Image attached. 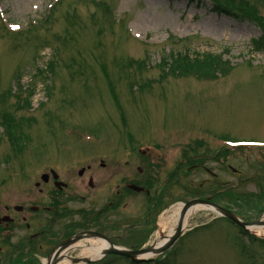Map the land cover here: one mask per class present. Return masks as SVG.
Instances as JSON below:
<instances>
[{
  "label": "rangeland",
  "instance_id": "rangeland-1",
  "mask_svg": "<svg viewBox=\"0 0 264 264\" xmlns=\"http://www.w3.org/2000/svg\"><path fill=\"white\" fill-rule=\"evenodd\" d=\"M260 38L264 45V0H0V118L11 128H0V216L8 203L30 205L33 181L72 166V152L122 156L136 177L153 178L141 148L160 175L146 199L141 181L140 193L125 186L126 210L110 211L132 217L122 247L169 234L178 204L215 191L213 203L253 222L264 211V145L238 143L264 140V49L253 48ZM179 52L209 55L218 73L167 70L164 60ZM67 146L69 156L57 154ZM161 190L174 201L149 196ZM204 210L193 211L198 226L171 249L136 264H264L263 224L249 232L255 238L232 218L207 224ZM29 232L20 222L7 236L0 228V264Z\"/></svg>",
  "mask_w": 264,
  "mask_h": 264
},
{
  "label": "flooded vegetation",
  "instance_id": "flooded-vegetation-1",
  "mask_svg": "<svg viewBox=\"0 0 264 264\" xmlns=\"http://www.w3.org/2000/svg\"><path fill=\"white\" fill-rule=\"evenodd\" d=\"M91 152L94 153L84 157L83 152H73L79 158L69 162L72 166L58 165L55 169L42 172L40 176L45 174L46 177L41 181H33L38 192L31 199L30 205H5L7 212L0 216V228L7 236L6 233L15 222L25 225V229L30 232L23 236L21 258L25 255L30 264H41L42 256L48 257L57 244L74 234L81 237V241L75 245V250H80L74 256L75 259L91 258L95 253L89 247L92 243L98 245L123 240L124 233L121 235L120 232L126 216L110 215V211L120 214L126 210L125 186L127 177L133 175L134 168L131 164L127 166L129 161L122 156L116 157L104 151ZM143 155L147 159L146 164L152 166L150 174L154 175L153 178L148 175L137 181L139 186L140 181L142 182L147 197L148 189H154L156 184L153 182L157 181L160 173L150 163L153 162L152 157L148 153ZM139 159L138 163L142 158ZM136 170L140 175L146 176L149 173H144L140 167ZM146 181L150 182L151 188ZM171 195L167 190H161L149 196L154 200L159 197L162 205ZM143 221L146 223L148 219L144 218ZM33 240L37 242L32 244ZM14 250L19 251L18 248Z\"/></svg>",
  "mask_w": 264,
  "mask_h": 264
},
{
  "label": "trees",
  "instance_id": "trees-1",
  "mask_svg": "<svg viewBox=\"0 0 264 264\" xmlns=\"http://www.w3.org/2000/svg\"><path fill=\"white\" fill-rule=\"evenodd\" d=\"M253 48L256 51H260L264 49V45L262 42V38L253 40ZM228 51V50H227ZM209 55L204 57L196 56L190 58L184 53H171L170 59L164 60V63H168V69H172L173 72L182 71L183 74H197V75H208L218 73L220 67L216 65V62L213 60L212 62L207 58ZM224 65V64H223ZM217 70H214L216 69Z\"/></svg>",
  "mask_w": 264,
  "mask_h": 264
},
{
  "label": "bare ground",
  "instance_id": "bare-ground-1",
  "mask_svg": "<svg viewBox=\"0 0 264 264\" xmlns=\"http://www.w3.org/2000/svg\"><path fill=\"white\" fill-rule=\"evenodd\" d=\"M195 207L188 208L187 211H186L185 217L187 216V214L189 215L190 212H193ZM180 208H181V205L178 204V206L175 209H173V214L171 215V218L173 219L175 224L177 223V220H178V216H179V213H180ZM184 221L186 222V220H184ZM260 228H257L258 232H259ZM172 231H173V228L170 230V232H172ZM165 242H166V240L164 238L163 239H159L157 241V243L155 244V247L158 248V247L162 246ZM89 247H90V250L92 252H96V251H98L99 248H102V251H103L105 249V247H107V245L104 244V243L103 244H98V245H96L95 243H92ZM143 255L145 257H150V256H155L156 254H155L154 251H150V252H147V253H145ZM62 256H63L62 252H59V253L56 254L57 258H62Z\"/></svg>",
  "mask_w": 264,
  "mask_h": 264
},
{
  "label": "water",
  "instance_id": "water-1",
  "mask_svg": "<svg viewBox=\"0 0 264 264\" xmlns=\"http://www.w3.org/2000/svg\"><path fill=\"white\" fill-rule=\"evenodd\" d=\"M199 202L204 203V201H199ZM187 206H188V205H186V207H185V209L183 210V213H182V214H184V212H185ZM213 207H214L218 212H220L221 214H223V215H225V216H227V217H229V218L234 219L235 221H237V222H238L239 224H241V225H244V223L240 222V221H239V220H238V219H237L232 213H229L228 211L224 210V209L221 208L220 206L214 205ZM180 233H181V224H179V226H178V228H177V231L175 232V234L173 235V237L170 239L171 242H172L173 240H175V239L180 235ZM160 250H162V249H160ZM114 252H117V253L123 254V255H125V256H127V257L133 259V260H136V258H135L136 253H135V252H131V251H119V250H114Z\"/></svg>",
  "mask_w": 264,
  "mask_h": 264
},
{
  "label": "snow or ice",
  "instance_id": "snow-or-ice-1",
  "mask_svg": "<svg viewBox=\"0 0 264 264\" xmlns=\"http://www.w3.org/2000/svg\"><path fill=\"white\" fill-rule=\"evenodd\" d=\"M18 27V26H17Z\"/></svg>",
  "mask_w": 264,
  "mask_h": 264
}]
</instances>
